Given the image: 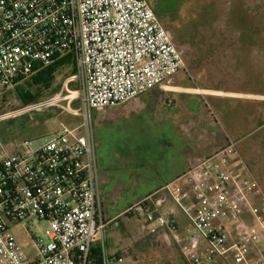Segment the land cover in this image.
Listing matches in <instances>:
<instances>
[{"label":"built area","instance_id":"built-area-1","mask_svg":"<svg viewBox=\"0 0 264 264\" xmlns=\"http://www.w3.org/2000/svg\"><path fill=\"white\" fill-rule=\"evenodd\" d=\"M66 54L73 55L76 73L58 96L69 95L47 103L66 100L58 105L62 113L81 124H60L37 148L25 140V152L17 141L0 138V264H90L93 242L119 227L121 215L138 217L150 233L163 229L185 241L190 264L226 257L233 233L237 252L264 238V198L255 202L264 196L255 179L233 172L234 142L179 178L196 205L184 204L174 183L165 186L188 220L183 229L173 212L160 211L164 198L153 205L144 200L110 220L103 216L92 110L133 101L184 68L182 52L148 0H0V98ZM247 214L253 228L243 220ZM40 222L46 223L42 237L32 232ZM22 225L30 252L14 234Z\"/></svg>","mask_w":264,"mask_h":264},{"label":"rangeland","instance_id":"rangeland-1","mask_svg":"<svg viewBox=\"0 0 264 264\" xmlns=\"http://www.w3.org/2000/svg\"><path fill=\"white\" fill-rule=\"evenodd\" d=\"M154 1L148 0L149 5L170 34L175 46L182 52L184 68L170 82L161 87L153 88L147 93H156L162 96L163 100L169 98L163 108L175 105L180 111L173 109L171 112L173 114L178 112L176 114L178 117H182L181 112L184 106L191 107L192 114H194V110L199 109V112L195 113L197 119L201 120L200 124L202 125V122L204 124L199 127V129L202 128L201 137L199 133L190 131L197 136L196 146L193 137L191 138L192 142L187 141L192 149H198V144H202V147L205 148L206 144L213 143L216 138L219 141H224L223 129H225L231 134L232 141L236 143L235 148L238 144L248 145L246 151L251 154L253 147L258 145L260 139L264 137V129L256 130L264 124V112L257 107L258 105L248 101V98L242 95H264V30L260 38L254 35L253 32L246 30L244 34H246L247 43L244 46L247 48L245 50H237V48L240 45L239 32L243 26H256L257 28L261 26L264 29V0ZM250 43L251 45H249ZM71 72L72 67L62 68L57 73V80L54 85V87L60 85L56 93L52 95L44 94L40 102L34 105L23 107L14 90L8 92L5 98H0V132L2 131L8 139L14 138L13 142L20 143L23 152L26 151L23 144L25 140L29 141L33 148H37L60 127V124H65L71 128L81 124L80 117L62 113V109L58 105H65L66 100L60 101L57 103L58 105L47 103L55 98L61 99L69 95L64 92L61 96H58L64 89L66 79L72 77ZM24 83L25 81L22 82V84ZM179 87H188L190 94L179 95ZM203 87L217 88L231 93V96L222 99L207 97L202 92H197L198 89ZM68 88L71 91H76V83L72 85L70 83ZM145 99H147V96H144L141 100L144 102ZM186 102H188V105L185 104ZM214 109L220 110L221 113L229 111L230 114L234 113L233 115L244 113L248 118L240 123L227 121L224 125H221L215 116L216 113L214 112L216 111ZM115 110L118 111L119 107L93 109L92 117L97 158L100 164L108 165L106 167L108 171L112 169L118 171L117 180L122 189L123 180L131 176L130 174L133 176L137 173L135 171L134 174L133 171L129 172L126 166L129 159L133 160V158L138 157L129 154V150L134 148L136 141H140L139 145L146 146L155 139L156 143L153 146L157 151L153 149V153L145 147L146 155H141L142 158L155 157L161 167L167 166L168 163L166 162L168 160L173 164L167 167L172 166V172L178 170L180 167L178 162L182 161L185 155L177 153L178 146H182L180 139L173 141L171 137L169 139L164 138V136H167V132L170 135V131L167 130L170 120H166V123L162 124V119L159 117L149 120V117H146L147 113H144V115L142 114V121L137 122L138 126L144 129L143 132L139 134L124 132L126 123L122 119L106 121L103 118L105 114ZM166 113L162 112L164 115ZM15 121L16 124L23 123L22 130H12L11 127L14 126ZM171 123L170 125H172ZM135 137H137L136 141ZM0 138L2 139L1 135ZM157 140L163 141V149L155 147L158 145ZM165 140H170L167 142L169 144L173 143L172 146L170 147ZM251 155L262 160L258 149ZM147 167L149 168V166ZM145 174L153 175L154 172L148 169ZM257 182L264 196V168L263 172H260ZM152 185L150 182L146 185L141 184L140 188L138 187L135 191L144 193ZM120 193L122 194V190ZM159 197L160 195L147 196L144 200L152 205ZM127 201V193L119 196L117 203L114 204L116 206L115 212L120 213L126 207L125 203ZM171 205L178 213L177 205L173 202ZM120 221L123 224L112 228L114 230L105 236L108 243L112 241L115 245H119L108 251L112 255L110 258L111 264H190L184 254L188 249V244L185 241H175L171 233L163 229L150 233L149 225L147 226L142 220L133 215H121ZM45 227L46 223L40 222L37 228L32 229V232L37 234L38 237H42ZM109 229L111 230V228ZM14 234L22 247L30 252L31 244L25 227L22 225L15 228ZM204 245V242H202L201 252ZM243 248L244 245L242 244L240 252L236 250L229 251L226 257L217 259L214 264H245L240 256V253L244 250ZM118 257H122L123 261L118 262ZM262 261H264V256H258L250 260L249 263L260 264Z\"/></svg>","mask_w":264,"mask_h":264},{"label":"crops","instance_id":"crops-1","mask_svg":"<svg viewBox=\"0 0 264 264\" xmlns=\"http://www.w3.org/2000/svg\"><path fill=\"white\" fill-rule=\"evenodd\" d=\"M246 30L253 32L254 35H257L260 38L261 35L263 34L262 31L264 29L261 28V26L260 28L259 27L257 28L256 26L255 27L243 26L239 32L240 45H239V48H237V50H245L247 48L246 46H244V44L246 45L247 43L246 42L247 39L245 38L246 34H244ZM249 45H251V43ZM234 50L236 49L234 48ZM179 88H180L178 90L179 95L184 96V95L190 94V92H188L189 90L188 87H179ZM197 92L198 93L202 92L207 97H212V98L214 97L216 99L229 98L231 96V93H227L226 91H222L217 88L215 89V88H204L203 87L201 89H198ZM148 93L140 96L139 98L133 101L127 102L124 105L117 106L119 107L118 111L115 110L112 112H108L107 114H105L103 118L106 119V121H116L120 118L122 119V121L126 123L125 124L126 126L124 127V132H133L137 134L143 132L144 130L141 127H139L137 123L138 121H142L141 118L143 117L142 114L144 115V113L145 114L147 113L146 117L147 118L149 117V120L150 119L154 120L156 117L157 118L159 117L160 119H162V124L166 123V120H170L172 123L169 122V124L167 125V130L170 131V135H168V132H167V136H164V138L169 139V137H171L173 141L175 139H180L182 146H178L177 153H179L180 155L184 154L185 157H183L182 161L178 162L180 166L178 170L175 172H172L173 171L171 169L172 166L167 167L168 165L173 164L171 163V161L167 160L166 163H168V165L165 167H161L159 165L158 159H155V157L142 158L141 155H146L145 154L146 148H148L150 152H153V149L157 151V149H155L153 146L154 143H156L155 139L154 141H152V143H149L145 146V145H139L140 141H136L137 137H135L136 142H135L134 148L129 150L130 152L129 154L136 155L138 157L133 158V160L129 159V162L128 161L126 162V166L129 172L133 171V174H134V171H135L137 173L133 176L132 174H130L131 176H129L126 180H123L124 181L123 189L121 188V184L117 180L118 171L114 169H112L111 171H108L106 169L108 165L100 164L98 160V166L100 170V184H101L103 216L106 220L113 219L121 215L122 213H124L129 208L144 201V199H146L147 196L160 195L159 198L165 199L164 203L159 208L160 211L163 213H167L169 211L173 212L174 218L176 219L178 226L180 227V229H183L188 224V220L178 206H177L179 209L178 213L176 212V209L172 207L171 203L173 202V200L164 190L165 186L168 184L174 183L175 188L180 190L179 194L182 197L183 203L186 205H196L195 196L190 192L187 186L183 185L182 182L179 181V178L191 166L197 164L200 160L208 157L216 150L224 147L226 144L233 142L232 141L233 139H231L232 138L231 134L228 131H225V129H223L225 142L223 140L219 141V139L217 140L216 138L215 139L216 141H214L213 143L210 142L209 144H206L205 148L202 147V144H198V149L197 148L192 149L191 146H189L187 141L190 140L192 142L193 140H191V138L193 137L195 146H196L197 136L196 134H192L190 131L199 133V136L201 137L202 128L199 129V127H201L204 124V122H202V125H201L200 124L201 120L197 119L198 117L196 113L199 112V109L194 110V114H192L190 110L191 107L184 106L181 112L182 117L179 116L180 117L179 118L178 116H176L178 112H176V114H173L171 112L173 109L180 111L177 107H175V105L174 106L169 105L167 106L168 108H165V109L163 108L164 105L167 104V100L169 98H165V100H163V97L156 93H150V94ZM238 95L241 96L240 94ZM144 96H147V99H145L143 102L141 99ZM242 96L248 98L247 100L250 102H253V104L258 105L257 107L264 112V95L246 94ZM172 102H175V101H172ZM185 104L188 105V102H186ZM214 110L216 111L214 112L216 113L215 116L217 117V120L221 125H224L227 121L240 123L248 118L244 113L243 114L236 113L235 115H233L234 113L230 114L229 111H227L226 113H221L220 110L218 109H214ZM162 112L164 113L167 112V113L164 115L162 114ZM170 123L172 125H170ZM263 129H264V124L256 128V130H263ZM186 132H188L189 134H187ZM157 141H158V145L155 147L163 149V146H164L163 141H160V140H157ZM167 141H170V140H165V142ZM172 144L170 143L169 146L171 147ZM247 147L248 145L238 144L237 148H235L234 156L232 157L231 167H232L233 172H235L236 174L248 175L257 181L258 178L260 177V172H263V168H264V161H263L264 137L260 139V142L258 143V145L253 147L251 151V154H253L254 151L258 149V153L259 155L262 156V160L248 153L246 151ZM153 153L152 155H154ZM147 166H149V168ZM148 169L154 172V174L146 175L145 171ZM148 182L153 184L149 190L144 191V193L141 191L139 193L135 191L138 187L140 188L141 184L146 185L148 184ZM121 190H122V194L127 193L128 201L125 203L126 207L122 209L121 212L119 211L120 213H118V212H115L116 206L114 204L117 203L118 197L122 195L120 193ZM159 198H157L156 200H158ZM263 198L264 197L258 195L255 197V202L260 203L262 202ZM243 220L246 221L248 224H250L252 228L254 227L253 218L251 217L250 214H247L246 216H244ZM121 224H123L122 221H121ZM113 230L114 229L112 228L111 230L107 229L98 236V238L93 242L91 246L90 256L93 255V257H95L94 255H101L103 262L105 259H107L109 261V264H111L110 258L112 255L108 253V251L112 247L119 246V245H115V243H113L112 241L108 243L107 240H105V236L109 235ZM235 242H236V237L234 236V233H233L232 237L229 239V242H228L230 251L235 250L233 249ZM243 249L244 250L240 254V256L244 260L245 264H251L249 263L250 260H253L254 258L258 256H264V238L255 244L244 245Z\"/></svg>","mask_w":264,"mask_h":264},{"label":"trees","instance_id":"trees-1","mask_svg":"<svg viewBox=\"0 0 264 264\" xmlns=\"http://www.w3.org/2000/svg\"><path fill=\"white\" fill-rule=\"evenodd\" d=\"M154 1V0H152ZM155 3V1H154ZM156 5V4H155ZM64 67H72V76L76 73L75 61L72 54L58 55L54 62L45 68H37L36 72L27 78L19 80L18 85L14 89L17 99L23 107H28L40 102L44 94H54L59 89V86L54 87L57 80V73ZM22 84V82H24ZM7 94L3 97L5 98ZM13 131L23 128V123L16 124L11 127ZM2 140L5 144H10L14 138L6 137L3 132H0ZM89 257L90 264H103L101 255H94Z\"/></svg>","mask_w":264,"mask_h":264}]
</instances>
